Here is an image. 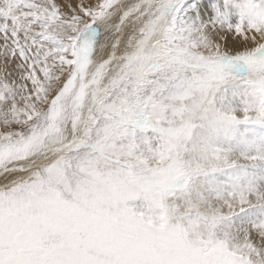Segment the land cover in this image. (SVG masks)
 <instances>
[{"label":"snow or ice","instance_id":"1","mask_svg":"<svg viewBox=\"0 0 264 264\" xmlns=\"http://www.w3.org/2000/svg\"><path fill=\"white\" fill-rule=\"evenodd\" d=\"M0 264H264V0H0Z\"/></svg>","mask_w":264,"mask_h":264}]
</instances>
